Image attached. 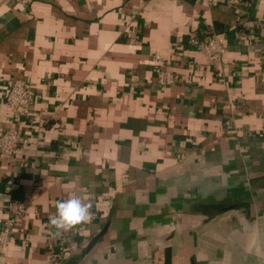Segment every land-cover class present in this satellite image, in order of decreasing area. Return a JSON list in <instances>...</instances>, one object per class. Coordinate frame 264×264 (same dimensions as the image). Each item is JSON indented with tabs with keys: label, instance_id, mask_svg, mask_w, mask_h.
Masks as SVG:
<instances>
[{
	"label": "crops",
	"instance_id": "0c3cea01",
	"mask_svg": "<svg viewBox=\"0 0 264 264\" xmlns=\"http://www.w3.org/2000/svg\"><path fill=\"white\" fill-rule=\"evenodd\" d=\"M261 26L264 0H0V131L26 139L0 157V223L28 207L0 264H48L50 244L63 264H264ZM16 79L29 113L6 102ZM71 195L93 219L53 238Z\"/></svg>",
	"mask_w": 264,
	"mask_h": 264
},
{
	"label": "built area",
	"instance_id": "2783aa9c",
	"mask_svg": "<svg viewBox=\"0 0 264 264\" xmlns=\"http://www.w3.org/2000/svg\"><path fill=\"white\" fill-rule=\"evenodd\" d=\"M23 4H29L32 0H20ZM230 4H238L241 0H220ZM258 34L264 41V26L258 30ZM192 46L203 51L211 61L220 59L227 48L224 38L215 31L196 33L191 36ZM160 84L168 85L173 82V75L167 70H160L158 74ZM7 104L14 110L24 113L31 111L34 96L21 79L13 81L6 95ZM26 141L22 132L16 128H8L0 131V157L10 160L15 151ZM28 207L19 201L10 204V215L0 223V254H2L13 239L16 223L27 214ZM48 264H63L68 255L65 251L57 249L53 244L48 245Z\"/></svg>",
	"mask_w": 264,
	"mask_h": 264
},
{
	"label": "clouds",
	"instance_id": "9594fccd",
	"mask_svg": "<svg viewBox=\"0 0 264 264\" xmlns=\"http://www.w3.org/2000/svg\"><path fill=\"white\" fill-rule=\"evenodd\" d=\"M72 183L79 186V178L74 177ZM91 208L92 204L89 200L77 195L57 201L55 213L49 218V224L55 229L51 233L53 238L74 231L78 225L90 223L93 219Z\"/></svg>",
	"mask_w": 264,
	"mask_h": 264
},
{
	"label": "water",
	"instance_id": "95a60500",
	"mask_svg": "<svg viewBox=\"0 0 264 264\" xmlns=\"http://www.w3.org/2000/svg\"><path fill=\"white\" fill-rule=\"evenodd\" d=\"M105 230H106V229H104L102 233H100L99 235H97V236L92 240V242H91V244L89 245V247H91V246L94 245V243H95V242H96V241L102 236V234L104 233Z\"/></svg>",
	"mask_w": 264,
	"mask_h": 264
}]
</instances>
